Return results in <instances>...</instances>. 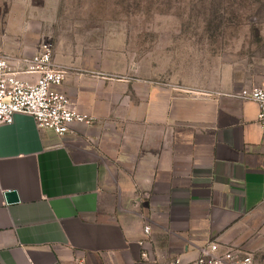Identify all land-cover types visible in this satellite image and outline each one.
<instances>
[{"label": "crops", "instance_id": "obj_1", "mask_svg": "<svg viewBox=\"0 0 264 264\" xmlns=\"http://www.w3.org/2000/svg\"><path fill=\"white\" fill-rule=\"evenodd\" d=\"M52 58L66 70L57 89L94 122L62 135L25 113L0 125V264H167L209 242L264 247V130L257 103L234 96L262 77L192 88L105 52Z\"/></svg>", "mask_w": 264, "mask_h": 264}, {"label": "rangeland", "instance_id": "obj_2", "mask_svg": "<svg viewBox=\"0 0 264 264\" xmlns=\"http://www.w3.org/2000/svg\"><path fill=\"white\" fill-rule=\"evenodd\" d=\"M44 43L59 57L105 52L177 86L207 88L228 74L257 83L264 0H0V51L24 58ZM247 253L264 264V247Z\"/></svg>", "mask_w": 264, "mask_h": 264}, {"label": "built area", "instance_id": "obj_3", "mask_svg": "<svg viewBox=\"0 0 264 264\" xmlns=\"http://www.w3.org/2000/svg\"><path fill=\"white\" fill-rule=\"evenodd\" d=\"M15 58L0 51V125L11 123L16 113L30 115L39 129H48L62 135L69 131L72 122L91 125L94 117L78 111L68 96L57 89L66 70L52 58L49 44H42L30 57L21 58L22 68L15 67ZM22 75L32 76L23 77ZM234 96L253 100L259 107L258 122L264 130V67L262 80L250 88H242ZM143 231L148 234L150 225L146 222ZM199 255L191 261L179 257L167 264H251L252 257L235 246L220 247L209 242L199 247Z\"/></svg>", "mask_w": 264, "mask_h": 264}, {"label": "water", "instance_id": "obj_4", "mask_svg": "<svg viewBox=\"0 0 264 264\" xmlns=\"http://www.w3.org/2000/svg\"><path fill=\"white\" fill-rule=\"evenodd\" d=\"M5 196L7 200H16V194L14 191H8L7 193H5Z\"/></svg>", "mask_w": 264, "mask_h": 264}]
</instances>
